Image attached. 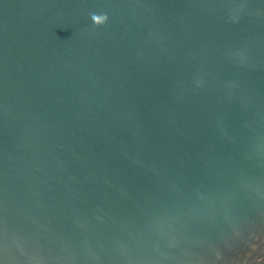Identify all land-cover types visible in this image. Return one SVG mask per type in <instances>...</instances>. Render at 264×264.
Wrapping results in <instances>:
<instances>
[{"label": "water", "instance_id": "obj_1", "mask_svg": "<svg viewBox=\"0 0 264 264\" xmlns=\"http://www.w3.org/2000/svg\"><path fill=\"white\" fill-rule=\"evenodd\" d=\"M264 0H0V264H263Z\"/></svg>", "mask_w": 264, "mask_h": 264}, {"label": "trees", "instance_id": "obj_2", "mask_svg": "<svg viewBox=\"0 0 264 264\" xmlns=\"http://www.w3.org/2000/svg\"><path fill=\"white\" fill-rule=\"evenodd\" d=\"M264 264V263H263Z\"/></svg>", "mask_w": 264, "mask_h": 264}]
</instances>
